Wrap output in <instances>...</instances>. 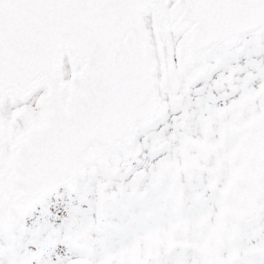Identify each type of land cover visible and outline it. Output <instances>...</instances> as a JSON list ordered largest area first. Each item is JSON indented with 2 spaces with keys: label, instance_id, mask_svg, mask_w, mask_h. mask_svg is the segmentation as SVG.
<instances>
[{
  "label": "snow or ice",
  "instance_id": "6c2138e0",
  "mask_svg": "<svg viewBox=\"0 0 264 264\" xmlns=\"http://www.w3.org/2000/svg\"><path fill=\"white\" fill-rule=\"evenodd\" d=\"M0 264H264V0H0Z\"/></svg>",
  "mask_w": 264,
  "mask_h": 264
}]
</instances>
